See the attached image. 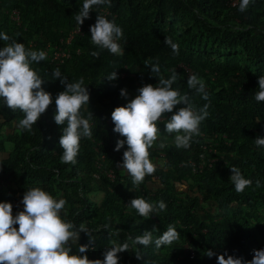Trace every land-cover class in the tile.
<instances>
[{
    "label": "trees",
    "instance_id": "16d2710c",
    "mask_svg": "<svg viewBox=\"0 0 264 264\" xmlns=\"http://www.w3.org/2000/svg\"><path fill=\"white\" fill-rule=\"evenodd\" d=\"M239 3L111 0L110 6L90 10L80 25L83 34L74 35L67 45L70 57L56 64L46 48L60 45L78 27L74 17L83 0H0V32L16 34L26 49L46 53V60L32 62L31 67L53 97L31 131L17 127L23 113L13 112L0 98V186L4 183L9 192L6 195L0 187V202L23 197L33 187L65 199L62 218L76 227L84 224L95 238L89 243V236L80 233L78 243L89 244V259L103 260L104 251L115 241L129 243L128 251L118 253V264H217V256L223 253L251 260L255 249L264 248V146L255 143L256 137H264V102L255 100L258 78L264 76V0H250L244 12L239 11ZM12 9L17 10L18 26L8 16ZM98 13L122 28L123 56L91 42L90 26ZM166 36L179 44V54L165 44ZM5 43L0 41V48ZM145 61L159 62L165 78L175 70L178 79L172 88L187 94L197 109L209 104V115L189 148L178 149L174 142L160 148L154 143L149 153L156 171L137 185L120 167L127 144L114 150L117 140L125 138L113 131L111 113L138 95L143 85L158 82ZM182 65L205 81L208 100L188 88L190 75ZM57 68L69 82L83 77L90 94L81 115L92 112V137H81L74 165L61 162L63 126L54 120V101L64 85L52 77ZM113 71L118 78L107 80ZM121 89L127 97L121 96ZM173 113L157 121L159 132H166L165 123ZM156 159H162V164L157 165ZM233 166L253 182L241 193L230 180ZM136 197L154 204L163 200L166 209L145 219L130 206ZM170 224L180 233L172 245L157 248L153 242L144 247L128 240L153 226L155 239ZM78 243L72 244L73 252ZM208 250L215 254L208 257Z\"/></svg>",
    "mask_w": 264,
    "mask_h": 264
},
{
    "label": "clouds",
    "instance_id": "9594fccd",
    "mask_svg": "<svg viewBox=\"0 0 264 264\" xmlns=\"http://www.w3.org/2000/svg\"><path fill=\"white\" fill-rule=\"evenodd\" d=\"M104 4L110 6L111 0H83L82 7L74 17L77 25H82L85 19L89 18L90 10L94 6ZM249 4L250 0H240L239 11H246ZM90 33L91 42L99 49H107L115 56H123L124 50L119 43L123 38V30L114 20L98 13L95 23L90 26ZM0 39L7 42L0 48V98H3L13 112L18 109L23 113L17 127L22 131H31L32 126L53 102L51 93L42 87L44 79L31 67L32 62L46 60V53L43 50L26 49L24 43L11 39L3 32H0ZM164 42L174 54H179V44L171 37L166 36ZM92 55L98 57L99 53L93 52ZM149 65L158 82L155 85H143L138 89V95L126 105L115 107L111 113L113 131L125 138L117 140L114 150L119 151L125 143L127 144L120 167L137 185L144 181L146 175H152L156 171V165L150 159L149 149L157 141V121L163 114L173 113V109L181 105L165 123L166 132L175 134L174 144L178 149L190 147L192 138L200 135L201 122L209 115V104L206 103L197 109L187 94L182 95L172 88L178 79L175 70L169 78H165L161 74L159 62L151 64L150 61H145V66ZM52 77L64 85V90L58 93L54 101V120L57 125L63 126L59 139V145L63 149L61 162L74 165L77 162L81 137H92L90 120L93 114L89 112L87 117L81 115L82 106L89 104L90 94L83 77L78 81L69 82L58 68L53 71ZM106 78L109 81L115 80L118 73L113 71L106 75ZM187 85L189 89L201 93L204 100H208L205 81L198 75H190ZM258 89L255 100L264 102V76L258 78ZM120 94L124 97L128 95L125 89H121ZM255 143L257 147L264 146V137H256ZM165 146V143H159L160 148ZM231 173L230 180L237 193L252 185V180L245 178L238 167H231ZM259 186L260 181L257 180L256 187ZM22 204L23 210L13 215L12 204L0 202V264H118V253L129 249L128 242L120 244L113 241L112 246L104 251L103 260L89 259L86 254L89 244L78 243L80 233L84 232L89 236V243L95 238L84 224L76 227L62 218L65 199L57 200L41 187H33L24 192ZM130 206L145 219L153 212L166 209L163 200L154 204L142 197L133 198ZM109 228L106 224L105 229ZM155 231L157 228L153 226L152 230H144L135 238L129 236L128 240L134 245L144 247L154 242L155 246L160 248L162 245H172L180 236L171 224L162 235L154 239ZM76 243L79 246L77 251L73 252L72 244ZM135 254L138 260L143 258L139 251ZM214 254L212 250L206 252L208 257ZM217 264H264V248L255 249L252 259L247 261L227 253L219 254Z\"/></svg>",
    "mask_w": 264,
    "mask_h": 264
},
{
    "label": "built area",
    "instance_id": "2783aa9c",
    "mask_svg": "<svg viewBox=\"0 0 264 264\" xmlns=\"http://www.w3.org/2000/svg\"><path fill=\"white\" fill-rule=\"evenodd\" d=\"M17 16H18V13H17ZM77 34H83L82 28L80 26L73 29L67 35L65 39H61L60 45H55L52 48L50 46H47L46 50L47 51L49 50L48 54H49L51 62H54L56 64H61L70 57V52H69V49L67 48V45L70 43L74 35H77ZM182 67L185 68L186 72L189 75L191 74V71L187 67L185 66H182ZM201 167H202V164L199 165L198 169H200ZM108 175L111 176L112 174L108 173ZM22 198L23 197L16 196L11 200L10 203L13 206V215H16L19 211L23 210Z\"/></svg>",
    "mask_w": 264,
    "mask_h": 264
},
{
    "label": "rangeland",
    "instance_id": "374dc122",
    "mask_svg": "<svg viewBox=\"0 0 264 264\" xmlns=\"http://www.w3.org/2000/svg\"><path fill=\"white\" fill-rule=\"evenodd\" d=\"M7 13H8V16H9V18H10V21L12 22V23H15L17 26L19 25V17L17 16V10H15V9H12V10H9V11H7ZM3 33H5V32H3ZM9 37L11 38V39H15L17 42H22V39L20 38V37H18L16 34H14V35H9ZM0 41H3L2 39H0ZM48 54V53H47ZM183 66V65H182ZM174 135L175 134H169V133H167V132H165V133H161V132H159L158 133V138H157V141L156 142H154V143H156V144H159V143H161V142H163V143H165V144H168V143H171V142H174ZM192 140H193V138H192ZM192 142V141H191ZM162 155V154H161ZM162 159H156L154 162H156V164L157 165H161L162 164ZM5 184L3 183V185L2 186H0L2 189H3V192L7 195V194H9V192H8V189H7V187L6 186H4ZM101 196H102V193L100 192L98 195H97V197L95 198L97 201H99L100 199H101ZM112 245H110L108 248H110Z\"/></svg>",
    "mask_w": 264,
    "mask_h": 264
}]
</instances>
